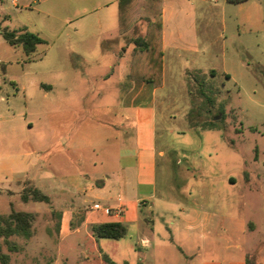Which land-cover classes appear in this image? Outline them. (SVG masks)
<instances>
[{
  "label": "crops",
  "instance_id": "crops-1",
  "mask_svg": "<svg viewBox=\"0 0 264 264\" xmlns=\"http://www.w3.org/2000/svg\"><path fill=\"white\" fill-rule=\"evenodd\" d=\"M207 1L161 0L162 63L158 85L130 76L135 63L132 40L144 34L146 25L137 33L135 21L130 29L120 32L118 0L12 2L30 9L36 4L34 9L55 30L51 44L56 46L57 54L49 68L57 70L56 78L37 83L42 91L40 96L46 100L75 99L81 104L77 109L71 107V100L66 107L46 104L36 121L27 118L29 108L24 105L25 112L17 124L0 128V197L26 205L32 200L22 201L20 194L24 186L31 184L49 198L48 202L32 201L40 205L38 211H25L33 215L28 238L39 242L44 249L33 247L31 239L18 245L8 238L14 244L9 251L28 250L39 264H83L91 256L105 259L107 264H129L123 257L117 258L121 252L100 244L102 239L120 242L127 237L139 245L133 249L136 264H247L238 254L239 249L253 253L258 241L251 239L233 245L224 236L228 228L218 226L212 219H202L196 208L191 207L190 212L179 208L177 213L187 218L175 220L176 223L170 220L169 224L157 223L152 218L146 220L141 210L156 194L160 155L156 141L157 100L176 70L185 73L201 69L200 62L206 55L201 48V37L207 36L209 24L220 19L224 30L227 21L232 22L245 40L249 59L264 67V0H226V5L236 7L235 14L229 18L223 13L226 6H222L219 15L208 13L203 7ZM41 38L43 42L31 53L45 43L44 37ZM103 43H106L104 48ZM96 52L101 56L109 53L113 59L102 61L94 55ZM237 63L245 66L250 62L238 58ZM95 69L100 71L92 73ZM225 76L229 78L228 74ZM97 81L116 85L114 96L104 95L102 104L95 103L98 97L101 99V92L90 90V85ZM78 83L88 85V90L75 89L73 86ZM11 86L19 91L17 84ZM1 99L4 100L3 96ZM13 110L7 109L10 119H17ZM223 182L232 186L235 179L228 176ZM94 203L109 208L110 214L92 209ZM154 211L159 217L174 216L171 208L159 212L153 208ZM39 216L43 219L36 228ZM106 222L123 224L125 234L117 239L97 236L93 226ZM63 242L71 246L68 253L65 250L66 254L58 247ZM48 246L50 256L44 253ZM11 261L8 258L7 264Z\"/></svg>",
  "mask_w": 264,
  "mask_h": 264
},
{
  "label": "rangeland",
  "instance_id": "rangeland-1",
  "mask_svg": "<svg viewBox=\"0 0 264 264\" xmlns=\"http://www.w3.org/2000/svg\"><path fill=\"white\" fill-rule=\"evenodd\" d=\"M225 1L208 0L203 7L208 13L216 12L219 15L222 6H226L223 13L229 18L235 14L236 7L226 5ZM35 6L32 9L24 8L19 2L15 6L11 0H0V30L19 31L25 27L31 32L40 33L45 40L34 53L26 54L22 48L9 45L0 34V128L6 124H17L21 119L19 116L25 112L24 105L29 108L27 118L36 121L37 114L46 104L66 107L67 101L71 100V107L75 109L81 104L75 99L46 100L40 96L42 91L37 83L56 78L57 70L50 69L49 65L56 58L57 48L51 44L55 39V30L34 9ZM137 22L134 29L139 33L146 22L140 18ZM209 25L207 36L201 37V48L205 49L206 54L200 62L201 69L185 73L176 70L157 100L156 141L160 155L156 167V194L141 206V210L146 220L152 218L157 223L166 221L169 224L170 220L174 223L175 220L187 218L177 213L179 208L190 212V208L194 207L202 219H212L218 226L227 227L224 236L233 245L251 239L258 241L255 252L248 254L240 248L238 254L247 264H264V67L249 59L244 49L245 40L238 35L232 22L227 21L224 30L220 19ZM151 36L154 46L151 57H154L155 64L152 70L156 73L160 62L159 40L156 32ZM105 45L103 43V48ZM94 55L105 62L113 59L109 53L101 56L96 52ZM133 57L134 62L137 58L135 53ZM238 58L249 61V65L239 66ZM99 71L95 69L91 72ZM98 81L90 85V90L101 92V99L98 97L95 103L102 104L104 95L107 98L114 96L116 85L110 81ZM12 83L17 84L19 91L11 86ZM21 87L25 90L22 91ZM73 87L80 91L89 88L82 83ZM12 108L17 119H10L7 109ZM228 176L235 179L232 186L221 183ZM6 199L0 197V215L3 217L7 215L8 208L34 212L40 207L32 201L25 205L20 201L7 202ZM153 208L158 212L162 208H171L175 217L172 214L159 217L158 213L152 212ZM42 219L43 216L37 217L36 228H39ZM28 237L12 235L9 239L18 245L31 239L33 247L44 249L39 242ZM100 244L105 248L110 245L113 251L121 252L120 257L113 254L118 259L123 257L129 264H136L133 249L139 245L129 238L120 242L102 239ZM58 247L66 254L71 246L63 242ZM49 248L44 250L48 256ZM0 252L12 260L11 264L40 263L28 250L9 251L2 237ZM74 254L79 255L77 250H74ZM83 264H107V261L91 256Z\"/></svg>",
  "mask_w": 264,
  "mask_h": 264
},
{
  "label": "trees",
  "instance_id": "trees-1",
  "mask_svg": "<svg viewBox=\"0 0 264 264\" xmlns=\"http://www.w3.org/2000/svg\"><path fill=\"white\" fill-rule=\"evenodd\" d=\"M228 1L239 2L242 0ZM160 2L161 0H118V29L120 32L130 29L139 18L146 22L144 34L138 35L132 40L135 45V57L138 58L139 56V58L138 60L135 58L130 76L152 81L155 85L160 84L161 80L162 53L159 43L158 59H160V62L158 63V71L155 73L152 70V67L155 68V64H153L154 57H151L154 51L151 35L156 32L160 41ZM0 34L9 45L13 47L20 46L27 54L33 52L36 46L43 42V39L37 34L25 29L20 31L2 29ZM145 70H147L146 73H144ZM20 197L22 201H49L44 193L31 184L24 186ZM32 221L33 215L31 213L15 209H11L4 217L0 215V237L7 244L9 250L13 248L14 244H11L8 238L12 235L30 236ZM93 230L97 236L115 239L125 234L124 225L117 222L100 223L94 225ZM7 258L5 254L0 252L1 264H7Z\"/></svg>",
  "mask_w": 264,
  "mask_h": 264
},
{
  "label": "built area",
  "instance_id": "built-area-1",
  "mask_svg": "<svg viewBox=\"0 0 264 264\" xmlns=\"http://www.w3.org/2000/svg\"><path fill=\"white\" fill-rule=\"evenodd\" d=\"M11 2L16 3L17 0H11ZM92 209H96V210L101 209L103 212H105V213H107V214H110V212H109V208H107V207H103V206H100L98 203H94V204L92 205Z\"/></svg>",
  "mask_w": 264,
  "mask_h": 264
}]
</instances>
